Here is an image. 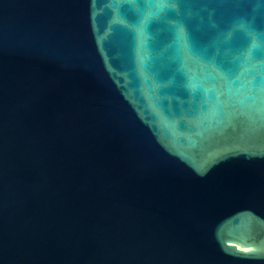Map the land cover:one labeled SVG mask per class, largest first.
<instances>
[{"label":"water","instance_id":"1","mask_svg":"<svg viewBox=\"0 0 264 264\" xmlns=\"http://www.w3.org/2000/svg\"><path fill=\"white\" fill-rule=\"evenodd\" d=\"M0 264H264V0H0Z\"/></svg>","mask_w":264,"mask_h":264}]
</instances>
